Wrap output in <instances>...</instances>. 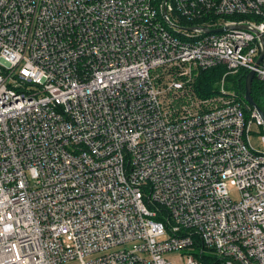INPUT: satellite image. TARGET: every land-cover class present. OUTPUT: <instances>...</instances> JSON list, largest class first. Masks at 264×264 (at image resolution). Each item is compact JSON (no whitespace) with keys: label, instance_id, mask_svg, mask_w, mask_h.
Instances as JSON below:
<instances>
[{"label":"built area","instance_id":"obj_1","mask_svg":"<svg viewBox=\"0 0 264 264\" xmlns=\"http://www.w3.org/2000/svg\"><path fill=\"white\" fill-rule=\"evenodd\" d=\"M239 71L264 0H0V264H264Z\"/></svg>","mask_w":264,"mask_h":264},{"label":"trees","instance_id":"obj_2","mask_svg":"<svg viewBox=\"0 0 264 264\" xmlns=\"http://www.w3.org/2000/svg\"><path fill=\"white\" fill-rule=\"evenodd\" d=\"M237 16H229L227 19H236ZM225 68L223 66H217L215 68L202 70L199 72V75L196 79V88L200 96L209 97L216 93L217 83L220 80L222 74L224 73ZM245 73L242 71L237 72L233 77H227V81L231 79V89L239 95L240 99H243L244 94V81ZM264 91V85L259 86L256 81H253L251 86V96L253 101L262 109V106L259 101V94ZM245 118H249L250 110L245 108L244 110Z\"/></svg>","mask_w":264,"mask_h":264},{"label":"rangeland","instance_id":"obj_3","mask_svg":"<svg viewBox=\"0 0 264 264\" xmlns=\"http://www.w3.org/2000/svg\"><path fill=\"white\" fill-rule=\"evenodd\" d=\"M233 76L234 75H231L230 77ZM230 81L231 79L227 81L226 91H233V89H231L232 87ZM254 81H256L259 84V86H263V84L259 83L256 79H254ZM259 101L262 106V110L264 111V91L261 94H259ZM262 134H263L262 128L257 127L255 125L251 127V133L249 134V141L251 147L254 150H263V145L261 143V138H260ZM231 197L232 199L237 198L238 197L237 192H234V190H232ZM165 258L172 260L174 263H178L182 259L180 252L168 253L165 255Z\"/></svg>","mask_w":264,"mask_h":264},{"label":"water","instance_id":"obj_4","mask_svg":"<svg viewBox=\"0 0 264 264\" xmlns=\"http://www.w3.org/2000/svg\"><path fill=\"white\" fill-rule=\"evenodd\" d=\"M166 1V0H165ZM187 31H197L196 28H188L185 29ZM226 30V28H219V29H214V30H208V29H204V31L206 33H219ZM263 55V51H261L260 57L257 59V63L260 61L261 57ZM253 79H254V73L252 71H250L245 78V82H244V94H243V100L245 102L246 105H248L249 107L253 108L258 115L260 116L262 122H263V133H264V111L256 105V103L253 101L252 96H251V86L253 83Z\"/></svg>","mask_w":264,"mask_h":264}]
</instances>
